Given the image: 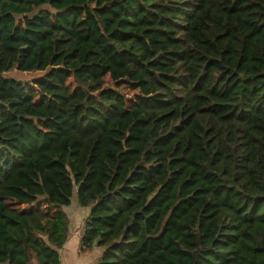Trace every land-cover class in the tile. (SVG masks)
<instances>
[{
	"label": "trees",
	"instance_id": "obj_1",
	"mask_svg": "<svg viewBox=\"0 0 264 264\" xmlns=\"http://www.w3.org/2000/svg\"><path fill=\"white\" fill-rule=\"evenodd\" d=\"M74 205L96 264H264V0H0V264Z\"/></svg>",
	"mask_w": 264,
	"mask_h": 264
},
{
	"label": "rangeland",
	"instance_id": "obj_2",
	"mask_svg": "<svg viewBox=\"0 0 264 264\" xmlns=\"http://www.w3.org/2000/svg\"><path fill=\"white\" fill-rule=\"evenodd\" d=\"M45 10V9H42ZM40 12V10H37L33 15H36ZM32 15V16H33ZM8 77H12L18 80H22V81H29L31 80L33 77L36 76V73H31V74H21L18 73L17 71H12L10 73L7 74ZM111 80L109 78L105 79V86L108 87L111 85ZM121 90L123 92H125L126 94V99L128 101L129 105L135 104L136 101V94L137 92L133 90V88L131 86L128 85H124L121 87ZM76 203V199L74 200ZM12 204V203H11ZM15 204V203H14ZM38 207H42L43 209L47 210V205L43 202V201H39L34 207L33 209H36ZM30 209H25L24 211H29ZM67 213L70 215V217L72 218L73 221V231L76 232L80 227H82V224L84 223V219L86 218V210H83L79 207H77L76 205L72 206L70 209H67ZM62 257L65 258V253L62 252Z\"/></svg>",
	"mask_w": 264,
	"mask_h": 264
},
{
	"label": "crops",
	"instance_id": "obj_3",
	"mask_svg": "<svg viewBox=\"0 0 264 264\" xmlns=\"http://www.w3.org/2000/svg\"><path fill=\"white\" fill-rule=\"evenodd\" d=\"M85 223V219H84ZM65 253V258L62 257ZM101 256L100 251H94L90 254H82L81 240L72 233L63 250H61L62 264H96Z\"/></svg>",
	"mask_w": 264,
	"mask_h": 264
},
{
	"label": "built area",
	"instance_id": "obj_4",
	"mask_svg": "<svg viewBox=\"0 0 264 264\" xmlns=\"http://www.w3.org/2000/svg\"><path fill=\"white\" fill-rule=\"evenodd\" d=\"M83 226L80 227L76 232H75V236L78 237L80 240H82L83 236H84V232H85V224H82Z\"/></svg>",
	"mask_w": 264,
	"mask_h": 264
}]
</instances>
